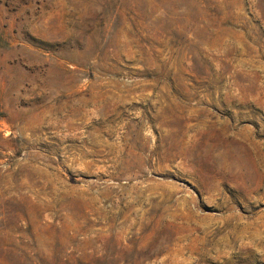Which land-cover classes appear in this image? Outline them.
<instances>
[{"label":"rangeland","instance_id":"rangeland-1","mask_svg":"<svg viewBox=\"0 0 264 264\" xmlns=\"http://www.w3.org/2000/svg\"><path fill=\"white\" fill-rule=\"evenodd\" d=\"M0 264H264V0H0Z\"/></svg>","mask_w":264,"mask_h":264}]
</instances>
